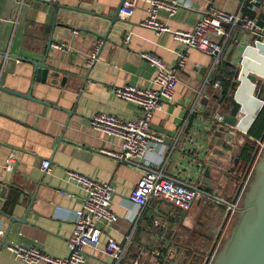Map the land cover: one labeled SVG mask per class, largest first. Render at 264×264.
I'll return each mask as SVG.
<instances>
[{"label": "crops", "instance_id": "0c3cea01", "mask_svg": "<svg viewBox=\"0 0 264 264\" xmlns=\"http://www.w3.org/2000/svg\"><path fill=\"white\" fill-rule=\"evenodd\" d=\"M180 1L186 8L166 21L175 31L192 30L210 2L228 13H243L255 19L263 10L259 6L250 11L248 0ZM27 3L28 21L33 24H51L57 16L54 44L46 65L51 68L50 74L60 76L57 85L51 84V76L46 83H39L34 79L35 67L24 62L8 63L1 75L0 86L5 90L0 91V181L15 188L7 192L3 211L21 221L12 225L13 217L0 213V224L7 237L4 246L5 238H0V264H20L8 245H36L59 259L69 255L68 240L73 232L69 216L80 210L85 195L67 181L69 170L115 187L112 211L118 215V221L111 228H102L100 250H87V264H117L103 253L108 239H114L124 249L118 264H206L220 235L212 238L209 248L200 241L187 245L191 234L199 231L191 213H198L195 205L214 203L213 206L227 209V203L235 200L220 202L203 196L184 213L164 202L138 209L130 204L129 197L145 173L153 169L176 182L196 183L198 159L207 146V127L211 126L213 116L224 113L225 101L232 96L233 75L227 59L231 58L243 30H236L227 42L222 60L216 64L208 54L185 49L171 34L158 36L154 30L141 27L140 23L147 19L142 4L127 17L125 9L118 10L124 0H27ZM131 33L130 42L124 45L122 41ZM24 37L22 30L11 53L42 62L44 42L31 45L23 41ZM98 37L105 43L99 61L89 71L86 61ZM58 45H64V49L56 48ZM177 52L184 54L186 69L179 74L174 101L155 113L152 124V132L165 140L164 154L153 151L145 165L119 162L103 154L102 151L119 152V142L96 133L89 120L97 114L117 115L126 121L140 116L141 109L118 98L115 89L125 85L151 87L154 70L141 55L146 53L175 65ZM218 81L222 89L215 88ZM24 95H31L33 100ZM261 107L251 108L254 120L233 153L241 159V166L245 165V173L264 141V128L262 137L250 134ZM246 145L248 160L242 158ZM11 156L15 163L8 172L5 166ZM43 160L52 162L51 172L46 175L42 172ZM62 191L73 196L63 195ZM155 219L161 225L156 226ZM203 236L197 238L205 239Z\"/></svg>", "mask_w": 264, "mask_h": 264}, {"label": "built area", "instance_id": "2783aa9c", "mask_svg": "<svg viewBox=\"0 0 264 264\" xmlns=\"http://www.w3.org/2000/svg\"><path fill=\"white\" fill-rule=\"evenodd\" d=\"M44 1L50 2L51 0ZM139 4L143 5V9L147 13V19L140 23L141 27L154 30L158 36L171 34L173 39L185 49H193L208 54L216 64H219L222 60L227 42L234 36L236 30L242 29L248 33L260 31L256 24L257 19L243 13H228L224 9L221 10L215 7L213 2H210L208 8L200 15L192 30L175 31L167 25L166 21L172 20L182 9L186 8V5L180 0H125L122 5V9H125V16L131 17ZM260 4L261 0H248L250 11L256 10ZM131 37L132 33L126 36L122 43L127 45ZM104 43L102 37H98L95 41V48L86 61L89 71L93 70L95 64L99 61ZM55 47L64 49V45ZM176 54V64L168 65L152 55L143 53L141 59L148 61L154 70L153 85L151 87L125 85L115 89L118 98L135 104L141 109L140 116L126 121L117 115L97 114L89 120L91 128L96 133L119 142V152L102 151L103 154L119 162L135 161L139 165L148 164L149 155L153 151H157L159 155L164 154L165 150L163 149L167 148L165 140L152 132V124L155 113L162 111L166 105H170L174 101L180 84L179 74L186 69L184 54L180 52ZM214 86L217 89H222L220 81L215 83ZM212 120L219 124L224 122L222 115L213 116ZM210 130L211 127H207V132H210ZM14 163L15 159L11 156L6 162L5 170L11 172ZM51 166V160H43L42 172L45 175L49 174ZM253 166L254 164L245 178L241 180L242 192L234 202L227 203V209L230 210V213L216 241L214 253L221 248L230 225L241 210L243 194L252 177ZM67 176V181L81 189L85 194L82 197L80 210L69 216V220L73 225V232L68 240L69 255L59 259L44 253L36 245H8L9 251L12 252L20 264H87L89 258L87 250H100L102 228H111L118 221V215L112 211L116 195L112 183L97 181L89 176L70 170L67 171ZM131 193L129 202L135 208L144 209L150 205L153 206L156 202H164L174 205L184 213L190 211L193 203L203 197L195 184L186 185L170 180L154 169L145 173ZM61 194L69 197L73 196L66 191H62ZM154 224L159 226L161 222L159 219H155ZM5 236L4 228L0 224V238H5ZM103 253L109 255L118 264L123 257L124 249L114 239H108Z\"/></svg>", "mask_w": 264, "mask_h": 264}, {"label": "water", "instance_id": "95a60500", "mask_svg": "<svg viewBox=\"0 0 264 264\" xmlns=\"http://www.w3.org/2000/svg\"><path fill=\"white\" fill-rule=\"evenodd\" d=\"M58 6H54L55 10ZM260 6L263 10L256 22L260 31L248 34L242 31L235 42L231 58L227 59L229 71L233 75L232 96L225 101L222 114L224 122L219 124L212 120L211 130L206 134L207 146L198 159L199 170L195 184L203 187V190H198L206 198L220 202H223L222 195L230 179L228 174L224 175L223 170L229 165L231 171L235 172L241 166L240 159L232 153L235 152L240 137L248 133V127L254 120L251 108L264 105V0H261ZM29 10L27 0L0 1V80L8 63L24 62L35 67L36 81L46 83L51 76V84L57 85L60 75L50 74L51 68L46 65L54 44L57 16L51 24H33L28 21ZM114 19H117V15ZM22 30L25 43L37 46L40 41L44 42L46 50L42 62H34L11 53L15 38ZM4 90L0 86V91ZM24 96L33 100L31 95ZM259 153L245 173L246 176L254 164L253 174L245 188L241 210L236 216L230 236L216 253L210 255L206 264H264V142ZM243 178L245 177L241 179ZM9 189L15 188L0 181V213L13 217V225L21 220L3 211ZM241 189L242 184L238 180L237 196L242 192ZM10 196L12 197L11 193ZM6 244L7 237L3 246Z\"/></svg>", "mask_w": 264, "mask_h": 264}, {"label": "rangeland", "instance_id": "374dc122", "mask_svg": "<svg viewBox=\"0 0 264 264\" xmlns=\"http://www.w3.org/2000/svg\"><path fill=\"white\" fill-rule=\"evenodd\" d=\"M261 7L262 6H260V8ZM246 148H247V145H246ZM248 149H249V147L247 148V150ZM232 155H233V153H232ZM230 168H231V166L226 165V168L223 170L224 175L228 174L230 176V179L228 180L227 185H226L224 192H223V195H222V198L226 202H232L235 200V198L237 196L238 179L241 178L245 173V165L239 166L235 172H232ZM196 186L198 189L203 190L202 186H200V185H196ZM213 205H214V203L209 204V206H204V207L202 205H195L194 208H195V210H198V213H196V215H195V211H193L191 213V215H193V221H195V223L197 224L196 228H198L199 231L196 233L193 232L191 234L190 239H188L186 241L187 245H189V244L192 245L193 243L200 241V242H202L203 246H206L209 248L212 238H214L217 235L218 236L220 235V233L223 229V225L225 224L226 220L228 219L230 210L223 208V207H220V206H213ZM235 220H236V217H235ZM235 220L230 225V228H229V230L225 236L223 243L226 240H228L230 233L233 229L232 226L235 223ZM200 234L201 235L203 234L205 236V239L199 240L197 237ZM217 237H216V239H217ZM209 238H211V239L209 240ZM178 241H179V239H177V242ZM203 250H205V249H202V251Z\"/></svg>", "mask_w": 264, "mask_h": 264}, {"label": "trees", "instance_id": "16d2710c", "mask_svg": "<svg viewBox=\"0 0 264 264\" xmlns=\"http://www.w3.org/2000/svg\"><path fill=\"white\" fill-rule=\"evenodd\" d=\"M261 112L257 115V119L253 127L250 129V134L260 136L262 134V129L264 128V105L261 107ZM262 137V135H261ZM247 148L244 149V154H242V158L244 160H248V156L246 153ZM240 163L242 164V161L240 159ZM238 180H241L240 178Z\"/></svg>", "mask_w": 264, "mask_h": 264}]
</instances>
